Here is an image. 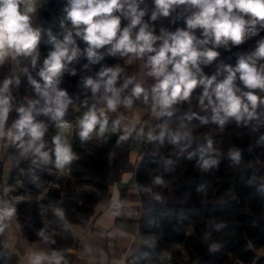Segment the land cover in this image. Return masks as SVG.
Returning a JSON list of instances; mask_svg holds the SVG:
<instances>
[{
    "label": "trees",
    "instance_id": "16d2710c",
    "mask_svg": "<svg viewBox=\"0 0 264 264\" xmlns=\"http://www.w3.org/2000/svg\"><path fill=\"white\" fill-rule=\"evenodd\" d=\"M22 5H19L21 11L24 10ZM187 7L173 5L167 17L158 15L153 21L154 0H137L138 11L145 13L142 21L156 36H160L162 30V36L178 29L188 30L186 19L191 12ZM68 8V0H42L29 14L31 26L40 34L36 50L29 56L15 55L16 69L9 62H0V86L5 80L12 81L8 93L9 112L2 133L5 128L15 132L13 125L20 118L18 110L31 107L35 121L47 127L42 151L48 153L47 161L31 152L21 155L19 141L0 135V198L5 192L2 187L5 169L8 187L12 186L15 176H20L26 185L36 191L43 190L39 179L53 177L49 169L56 161L54 137L59 135L66 141L74 155L65 165L68 174L57 177V185L44 192V214L22 204L15 206L17 216L24 222L21 236L47 243L60 251L62 264L64 260L71 264L74 261L71 250L77 246V240L68 225L90 222L96 215L97 205L109 197L110 186L119 183L125 172L133 171L139 199L138 231L144 241L134 248L133 258L158 261L162 251L169 249L175 264H264V103L260 102L264 101V89L246 88L240 74H236L234 85L240 92L251 91L259 98L257 115L247 122H238L235 117H226L221 112L219 119L224 120L221 125L213 119L207 101L201 105L199 100L204 90V85L199 83L202 77L211 78L225 66L235 69L240 58L253 57L258 67L264 65V58L254 56L259 42L264 40L261 22L255 25V36H246L239 45L230 41L227 48L211 42L200 43L204 39L203 29H192L193 47L197 51H216L218 55L209 64L201 65L202 74L197 75L198 84L189 99L174 104L164 114L157 106L159 117L151 115V89L157 80L149 75L151 69L146 66L148 56L155 53H146L140 65L137 59L131 61L134 55L112 54V46L106 45L97 50L102 59L90 63L86 55L89 45L74 35L80 55L66 65L59 77L58 87L67 92L70 100L63 120L77 117L81 120L93 105L98 112L104 109L108 117L103 136L96 134L97 125L91 138L82 141L80 120L70 134L64 132L57 126L58 122L43 113L42 109L52 105L45 103L31 83L32 80L43 83L39 73L54 50L50 37L62 40L65 30L73 27L68 19ZM244 18L252 19L248 15ZM129 22L121 15L120 28L127 27ZM162 43V39L157 40L154 47L159 48ZM32 56H36L35 66ZM105 67L120 69L117 87L128 78H134V83H140L147 90V102L143 96L133 97L130 108L121 104L115 112L108 111L103 89L93 95L90 88L84 87L86 78L96 79L97 73ZM171 67L168 66L169 70ZM225 76L226 73L217 76L213 87ZM132 87L129 85L121 93L122 98L131 95ZM135 108L139 110L140 120L149 117V124L142 128L145 129L142 133L137 125L126 140H121L124 126L120 123L113 132V122ZM175 135L179 136V141L173 144L171 138ZM28 139L24 137L25 141ZM135 149L139 158L132 162L131 152ZM237 152L238 161L233 159ZM202 158H211L217 163L204 170L200 167ZM157 177L163 183L156 184ZM41 230L49 238L47 241L39 235ZM0 264H19L18 255L1 242Z\"/></svg>",
    "mask_w": 264,
    "mask_h": 264
},
{
    "label": "clouds",
    "instance_id": "9594fccd",
    "mask_svg": "<svg viewBox=\"0 0 264 264\" xmlns=\"http://www.w3.org/2000/svg\"><path fill=\"white\" fill-rule=\"evenodd\" d=\"M22 3L25 4L23 11L19 8ZM154 3L156 11L151 16L153 21L158 15L167 17L173 5L188 6L187 10L191 12L186 19L188 30L178 29L175 33L164 36L154 35L149 25L142 21L145 13L138 11L137 0H68V19L73 27L65 30L62 40L54 36L50 37L54 50L45 59L44 69L39 73L43 83L31 81L37 94L46 104L52 105L42 111L45 115H50L53 121L58 122V127L66 126L63 117L70 103L67 92L58 87L59 77L66 65L80 55L74 35L81 37L89 45L86 55L90 63H98L102 59L97 50L106 45L112 46V54L119 53L121 56L132 54L142 58L146 53H155L148 56L146 66L151 69L149 75L157 80L151 89L153 108L159 106L161 114H164L174 104L189 99L192 91L197 87V75L202 74L201 65L209 64L218 55L212 50L197 51L193 47L195 37L191 32L192 29H203L204 39L200 43L211 42L215 46L227 48L230 41L233 45H239L246 36H255L257 21H260L261 27H264V0H154ZM33 11L32 0H0V61L9 54L29 56L36 50L40 34L30 23L29 14ZM121 15L130 21L123 29L120 28ZM245 15L252 19L245 20ZM161 39L163 43L160 47H154L156 41ZM254 56L264 58V40L259 42ZM31 62L35 66L36 56H32ZM169 65L172 66L171 70L168 68ZM119 73V68H102L97 73L96 79L88 77L84 80V87L90 88L93 95L103 89L107 110L112 112H115L121 104L130 108L133 97L139 99L143 96L147 102L149 98L147 90L140 83H134V78H128L120 87L116 86ZM224 73H226L224 80L213 87L217 76ZM237 73L240 74L239 78L246 88L264 89V65L258 67L253 57L240 58L235 69L225 66L211 78L202 77L199 80V83L204 85L199 97L200 104L203 105L207 101V106L213 112V119L218 120L221 125L224 123L223 119H219L221 112L226 117H235L238 122L241 120L247 122L257 115L259 98L251 91L240 92V89L234 85ZM11 83V80H5L0 86V135L3 134V125L9 112L8 93ZM129 85H133L131 95L122 98L121 93ZM260 102L264 103V101ZM18 111L20 118L13 125L15 132L9 131V138L13 142H20L21 155L31 152L47 161L48 153L42 151L45 147L43 137L47 127L42 122L35 121L31 107L27 110L20 108ZM120 123V119L113 122V132L117 131ZM97 125L99 129L96 134L103 136L107 131L108 117L104 109L98 112L93 105L79 122L80 139L82 141L90 139ZM134 128L135 125L125 126L124 135L120 139L126 140ZM142 131L141 129V133ZM25 136L29 137L27 141L24 140ZM162 139L163 133H161ZM178 141V135L172 136L171 143L175 144ZM53 143L56 166L63 168L74 159V155L70 146L59 135L53 138ZM211 143L209 140V148ZM233 159L239 160L238 152L233 154ZM216 163L214 159L202 158L200 167L207 170ZM154 182L163 183L159 177ZM15 211L14 206L3 202V206L0 207V225L5 219H10ZM0 231H3V227H0ZM39 235L45 241L49 239L43 230ZM46 259L60 264L63 257L56 252H53L51 257L37 255L33 264H41V261Z\"/></svg>",
    "mask_w": 264,
    "mask_h": 264
},
{
    "label": "crops",
    "instance_id": "0c3cea01",
    "mask_svg": "<svg viewBox=\"0 0 264 264\" xmlns=\"http://www.w3.org/2000/svg\"><path fill=\"white\" fill-rule=\"evenodd\" d=\"M9 57H13L16 62L15 54ZM139 115L135 111L132 117L137 118ZM138 158L135 149L131 152V161L136 162ZM3 202V198H0V207ZM138 210L134 172L127 171L119 183L110 186L109 197L97 205L96 215L90 222L86 225H68L77 240V246L71 250L74 253L71 264H123V259L132 256L134 248L144 242L138 231ZM0 227H5L4 232L0 231V242L18 255L19 264H33L37 255L51 257L53 252L60 254L59 250L41 240L22 237L16 212L10 219H5ZM41 264L55 262L46 259Z\"/></svg>",
    "mask_w": 264,
    "mask_h": 264
},
{
    "label": "built area",
    "instance_id": "2783aa9c",
    "mask_svg": "<svg viewBox=\"0 0 264 264\" xmlns=\"http://www.w3.org/2000/svg\"><path fill=\"white\" fill-rule=\"evenodd\" d=\"M42 0H32V7H36L41 3ZM25 9V4L22 5ZM77 119L63 120L65 127H61L63 130L73 129L77 123ZM12 131L11 128H5L3 134L5 137H9V131ZM13 132V131H12ZM56 174V177L65 176L68 173V168L64 166L63 168H58L56 166V161L53 162V166L50 168ZM40 184L43 186L42 191H36L34 188L26 185L20 176H15L12 180V186L4 192L3 201L8 202L12 206H17L22 204L26 207H31L34 210L41 212L42 214L46 211V205L43 201V194L46 192L49 187L55 184L54 178L52 177H41L39 179ZM17 221L20 224L19 231L23 225V221L17 216ZM67 264V262H65ZM123 264H175L169 249H164L161 253L160 259L157 260H141L135 259L132 256H126L123 259Z\"/></svg>",
    "mask_w": 264,
    "mask_h": 264
},
{
    "label": "rangeland",
    "instance_id": "374dc122",
    "mask_svg": "<svg viewBox=\"0 0 264 264\" xmlns=\"http://www.w3.org/2000/svg\"><path fill=\"white\" fill-rule=\"evenodd\" d=\"M163 35V30L160 32V36ZM137 59L139 64L142 65V58H138L136 56H134L131 61ZM1 63H4V64H9L12 68H15L16 69V62H14L13 60V57H9L8 55L4 57V59L2 61H0ZM9 62V63H8ZM15 81V84L17 85V77L14 79ZM16 87V86H15ZM136 112H139V110L137 108H135L133 111H131L130 113L126 114L120 121H121V124L124 126H128V127H131L132 125H135V127L137 125H140V127L138 126L137 129L138 130H141L142 128H145L148 124H149V117L147 119H144V120H140V117H137V118H133L132 115L133 113ZM151 115L155 116V117H159L160 115V112L159 110L157 109V106L155 107V109L153 108V105H152V108H151ZM77 120H80L79 117L76 118ZM141 128V129H140ZM143 131L145 129H142ZM64 132L70 134L71 133V129H67L64 130ZM148 132V131H147ZM133 160H134V156H133ZM52 166H53V163H52ZM51 168V167H50ZM49 172L52 174V178H54V182L55 184L52 185V186H56L58 181H57V177L55 176V172L51 169H49ZM68 174V173H67ZM49 177V176H47ZM2 187L4 188L5 191H7L10 187L7 186V170L5 169L3 174H2ZM5 231V227H3V231Z\"/></svg>",
    "mask_w": 264,
    "mask_h": 264
}]
</instances>
